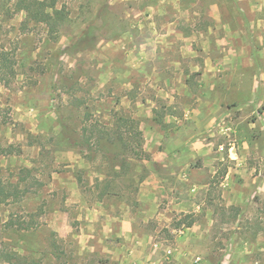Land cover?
<instances>
[{
	"label": "rangeland",
	"instance_id": "rangeland-1",
	"mask_svg": "<svg viewBox=\"0 0 264 264\" xmlns=\"http://www.w3.org/2000/svg\"><path fill=\"white\" fill-rule=\"evenodd\" d=\"M16 3L0 264H264V0Z\"/></svg>",
	"mask_w": 264,
	"mask_h": 264
},
{
	"label": "trees",
	"instance_id": "trees-1",
	"mask_svg": "<svg viewBox=\"0 0 264 264\" xmlns=\"http://www.w3.org/2000/svg\"><path fill=\"white\" fill-rule=\"evenodd\" d=\"M16 5L17 10L24 11L29 19L44 23L48 27L51 35L58 31L61 22L67 17V12L64 8H56V0H17ZM2 59L6 61V55H3ZM126 120L124 117H118V122H127ZM134 134L138 137L140 135L139 132H134ZM116 138L125 147L127 146L122 133H118ZM135 154L138 153L135 151ZM7 263L12 264L11 260H7Z\"/></svg>",
	"mask_w": 264,
	"mask_h": 264
}]
</instances>
